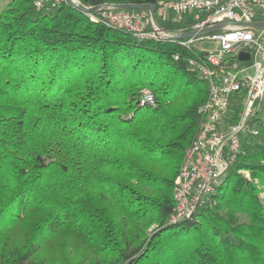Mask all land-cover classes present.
Returning <instances> with one entry per match:
<instances>
[{"label":"trees","instance_id":"obj_1","mask_svg":"<svg viewBox=\"0 0 264 264\" xmlns=\"http://www.w3.org/2000/svg\"><path fill=\"white\" fill-rule=\"evenodd\" d=\"M157 13L169 32L195 20ZM196 51L92 21L69 0L0 10V264H264V101L221 183L170 221L208 96L187 63ZM144 88L154 104H139Z\"/></svg>","mask_w":264,"mask_h":264},{"label":"built area","instance_id":"obj_2","mask_svg":"<svg viewBox=\"0 0 264 264\" xmlns=\"http://www.w3.org/2000/svg\"><path fill=\"white\" fill-rule=\"evenodd\" d=\"M61 1L33 0V5L36 9L54 8ZM156 11L163 17L173 15L175 20L188 15L195 20L188 31L169 32L156 20L152 22L145 10H116L101 4L97 11L85 13L92 21L122 28L143 40H170L163 36L225 23L219 30L177 39L181 46L197 50L187 63L207 82L208 96L198 107L200 127L175 178V211L170 221L176 222L194 216L243 152L242 136L258 131L255 117L264 101V29L235 23H264V0H156ZM197 41L214 46L206 50L196 46ZM241 51L248 53L249 59L240 60ZM138 102L154 104V96L144 88Z\"/></svg>","mask_w":264,"mask_h":264},{"label":"water","instance_id":"obj_3","mask_svg":"<svg viewBox=\"0 0 264 264\" xmlns=\"http://www.w3.org/2000/svg\"><path fill=\"white\" fill-rule=\"evenodd\" d=\"M69 2L75 6L76 8L80 9L83 12H95L97 11L101 5H95V6H86L83 3H81L79 0H69ZM107 5H110L114 8H132V9H140V10H145L148 12L149 17L151 19L152 22H155L156 20V5L154 4H132V3H105ZM234 24V23H233ZM235 24H241V25H245V26H250L253 28H257V29H264V23L263 22H241V23H235ZM225 25V23H219L213 26H208L205 27L199 31H189V32H181V33H168L166 35L163 36L164 39H170V40H177V39H182V38H186V37H190L192 35H194L195 33H208V32H212V31H216L221 29L223 26ZM239 59L240 60H247L249 59V54L246 52L241 51L239 53Z\"/></svg>","mask_w":264,"mask_h":264},{"label":"rangeland","instance_id":"obj_4","mask_svg":"<svg viewBox=\"0 0 264 264\" xmlns=\"http://www.w3.org/2000/svg\"><path fill=\"white\" fill-rule=\"evenodd\" d=\"M10 0H0V10L9 2ZM158 14V13H157ZM160 17H162L163 19H169V18H173V15H166L165 17H163L162 14H158ZM158 23V22H157ZM160 26V24H158ZM161 27V26H160ZM264 34V33H263ZM264 37V36H263ZM196 46H200L202 47L203 49H211L214 45L212 43H209V42H203L202 44H200L198 41L195 43ZM245 177L249 178V173L248 171L246 170H242L241 171ZM259 197L261 200L264 201V192H260L259 193ZM171 218V216H170Z\"/></svg>","mask_w":264,"mask_h":264}]
</instances>
